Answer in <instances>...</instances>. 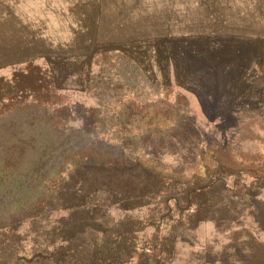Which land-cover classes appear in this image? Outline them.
Listing matches in <instances>:
<instances>
[{
  "label": "rangeland",
  "instance_id": "obj_1",
  "mask_svg": "<svg viewBox=\"0 0 264 264\" xmlns=\"http://www.w3.org/2000/svg\"><path fill=\"white\" fill-rule=\"evenodd\" d=\"M108 237L264 264V0H0V264Z\"/></svg>",
  "mask_w": 264,
  "mask_h": 264
},
{
  "label": "trees",
  "instance_id": "obj_2",
  "mask_svg": "<svg viewBox=\"0 0 264 264\" xmlns=\"http://www.w3.org/2000/svg\"><path fill=\"white\" fill-rule=\"evenodd\" d=\"M108 51L109 52L114 51V48L113 49H106V50H99V51L95 52L92 56L98 57L101 55V53H104V52L107 53ZM31 63H33V62H31ZM136 68L138 69L139 67H136ZM139 70H141V69L139 68ZM127 191L129 192L128 193V198H129L128 200L130 201V203L131 202L134 203L133 201H134L136 196L133 194L132 191H129V190H127ZM70 202H72V201H70ZM45 206L50 207V203L47 205V204H45L44 200H41L35 206V208H33V213L30 216V217H32V220H30L28 222L29 224H31L32 227H34L36 225V223H38V221L42 222V219H38L37 215L39 213H42V214L44 213L43 208ZM131 234H135V233L131 231ZM109 239H111V237H108L107 239H104L99 244H96L98 246L96 247V251H94V252L81 254L80 252L74 251L70 254V253H67V251H65V249L63 247H60L59 249L54 250L50 254V256H51L50 260H48L49 257L47 260H44V258L43 259L39 258L38 260L40 262H49V264H120V262L122 261L124 255H126V253L123 252V250L120 247L110 246L111 240L109 241ZM127 241L132 242L130 238H127L126 242ZM13 263L18 264V261L13 262ZM21 264H29V263L24 260V261H21Z\"/></svg>",
  "mask_w": 264,
  "mask_h": 264
},
{
  "label": "water",
  "instance_id": "obj_3",
  "mask_svg": "<svg viewBox=\"0 0 264 264\" xmlns=\"http://www.w3.org/2000/svg\"><path fill=\"white\" fill-rule=\"evenodd\" d=\"M36 57L30 58V61H33Z\"/></svg>",
  "mask_w": 264,
  "mask_h": 264
}]
</instances>
